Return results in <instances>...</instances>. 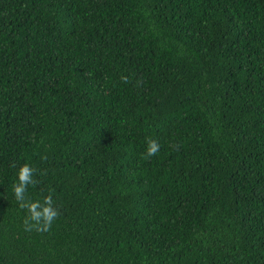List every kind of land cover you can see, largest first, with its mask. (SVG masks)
Segmentation results:
<instances>
[{
	"label": "trees",
	"instance_id": "obj_1",
	"mask_svg": "<svg viewBox=\"0 0 264 264\" xmlns=\"http://www.w3.org/2000/svg\"><path fill=\"white\" fill-rule=\"evenodd\" d=\"M0 264H264V0H0Z\"/></svg>",
	"mask_w": 264,
	"mask_h": 264
},
{
	"label": "clouds",
	"instance_id": "obj_2",
	"mask_svg": "<svg viewBox=\"0 0 264 264\" xmlns=\"http://www.w3.org/2000/svg\"><path fill=\"white\" fill-rule=\"evenodd\" d=\"M123 83L129 82V77L121 76ZM161 145L155 138H146L145 158L156 156L160 152ZM35 170L29 164H21L17 171V182L13 185L15 201L21 209L27 210V217L23 221L25 230L47 232L50 230L54 220L60 215L58 209L53 205L51 195L45 196L43 203L29 200L26 192L29 185H34Z\"/></svg>",
	"mask_w": 264,
	"mask_h": 264
}]
</instances>
